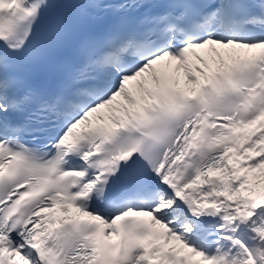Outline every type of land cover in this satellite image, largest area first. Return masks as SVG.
Here are the masks:
<instances>
[{
    "label": "snow or ice",
    "instance_id": "obj_1",
    "mask_svg": "<svg viewBox=\"0 0 264 264\" xmlns=\"http://www.w3.org/2000/svg\"><path fill=\"white\" fill-rule=\"evenodd\" d=\"M0 264H264V0H0Z\"/></svg>",
    "mask_w": 264,
    "mask_h": 264
}]
</instances>
